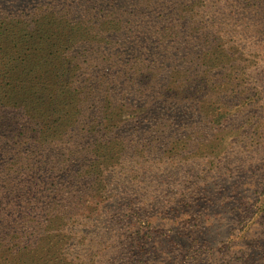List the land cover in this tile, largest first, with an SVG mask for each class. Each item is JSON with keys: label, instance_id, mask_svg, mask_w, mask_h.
<instances>
[{"label": "rangeland", "instance_id": "374dc122", "mask_svg": "<svg viewBox=\"0 0 264 264\" xmlns=\"http://www.w3.org/2000/svg\"><path fill=\"white\" fill-rule=\"evenodd\" d=\"M170 1L117 49L106 8L0 0L76 30L0 100V264H264V1Z\"/></svg>", "mask_w": 264, "mask_h": 264}, {"label": "trees", "instance_id": "16d2710c", "mask_svg": "<svg viewBox=\"0 0 264 264\" xmlns=\"http://www.w3.org/2000/svg\"><path fill=\"white\" fill-rule=\"evenodd\" d=\"M261 1L263 2L264 0H224L223 8H218L224 9L228 4L239 5L243 11L249 12L245 14L253 15L257 14L255 4ZM0 5L2 4L0 3ZM170 5H173L170 0H91L89 4H82L80 0L77 6L86 7L85 9L87 10H94V17H99L102 7L106 8L108 18H110L109 24H112L110 25L111 29H109L112 39L107 40V43L111 47L118 46L117 49H121L120 44L125 40V37H134L136 34L135 29L139 26L138 21L141 18H145L146 13L142 12V10H158L159 7H162V9H165V12H168ZM98 8L100 10H97ZM160 15L161 13L158 16ZM167 17L173 18L170 14H167ZM45 18H47L46 15L43 19L45 20ZM132 18H136V20L133 21ZM119 22L121 23L120 25H118ZM68 25H70V22L64 20L59 22L45 20L43 24L34 19H29L27 16H24L21 20L16 19V17L11 18L10 16L8 18H0V66L8 70V74L11 76L8 79L9 83L4 82L0 78V91L8 87V92H0V100L10 97H12L11 101L18 102L22 100L21 96H15V91L19 90V92H22L26 88L24 81L30 79L28 74L36 72L37 69H42L43 66L45 69L43 70L44 73L47 72L46 67L57 68V64L54 65L52 62L53 53L56 52L55 58H59L62 54L60 49L64 45L74 42L76 30L68 29ZM128 25H133L132 29ZM52 37L56 38L52 39ZM33 79L27 83H32ZM20 83L23 86L18 89L17 85ZM132 215L135 218L131 219V215L129 214L127 222L133 225V230L136 234L135 241H138L148 235L147 233L155 225H153L152 221L141 220V217L139 218L136 212H133ZM25 217L26 214L22 215L21 218ZM142 244L138 243L135 246ZM174 249L178 257L179 245L177 247L173 245V251ZM174 262H176V257L174 258Z\"/></svg>", "mask_w": 264, "mask_h": 264}]
</instances>
